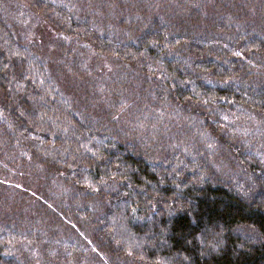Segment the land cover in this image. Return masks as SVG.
<instances>
[{"label": "trees", "instance_id": "obj_1", "mask_svg": "<svg viewBox=\"0 0 264 264\" xmlns=\"http://www.w3.org/2000/svg\"><path fill=\"white\" fill-rule=\"evenodd\" d=\"M18 1L70 58L0 5V264H264V0Z\"/></svg>", "mask_w": 264, "mask_h": 264}, {"label": "rangeland", "instance_id": "obj_2", "mask_svg": "<svg viewBox=\"0 0 264 264\" xmlns=\"http://www.w3.org/2000/svg\"><path fill=\"white\" fill-rule=\"evenodd\" d=\"M76 2H77V4H74V8H76V10L80 13V15H83L84 18L88 15L89 16L92 14L94 15V13L97 16H99V12H96V10L92 11L91 6L87 5L85 0H76ZM0 5H1L2 9L4 10V13L6 14L10 24L14 28L17 35L21 36L22 39L25 37L34 38V42L37 44V45H35V50L38 52L39 58L44 60L47 63L49 71L51 73L55 74V72L58 70V66H60V65H63L64 67H66L70 56H65L64 58H62V51H61V49L58 50V46H56V44L60 43L61 40L57 35H55V38H52V37H50V35H48V32H50V30L48 27V22L44 17L39 15L36 11L29 9L28 7H26L25 5L20 3L18 0H0ZM14 19H16L15 22H17V24L12 23V21ZM19 24H21L22 27ZM38 35H39V39L35 40V38ZM25 39L27 41H29V39H27V38H25ZM68 42H69V40H68ZM71 44L77 45L78 42L77 43L76 42L71 43ZM78 47L84 48L81 44H79ZM81 52H82L83 59H85V62L88 63L89 65L95 67V68H98V67H101L104 65H107L110 67V64H108V62H115L114 60H111V59L108 60L109 57H107V56L96 57L92 53H90L89 50H86L85 52L84 51H81ZM73 67H76V66L68 67L69 71L73 70ZM109 71H110V69H109ZM113 71L118 72L114 66H113ZM89 75H91L90 77L93 78L92 74L89 73ZM113 78H115V77L113 76ZM219 83H222V82L220 81ZM111 85H112V88L115 89L114 92H118V93L123 94V89L127 88V87H124V85L128 86V89H125V92L127 93L130 89H132L133 87H136V85H138V84L135 83L134 81L124 80L122 82V81H119L118 79H116L114 82L111 83ZM102 87L109 90V92H110V84H103ZM79 88H80L78 90L79 92L87 94L88 86L79 87ZM92 89L96 90V88H94V87ZM64 91H65V95L67 94L68 97H71L73 99L72 92L68 91L65 88H64ZM101 92L103 93V91H101ZM138 93H139V91H138ZM117 98L118 97L116 96L115 101L111 102L110 106H108L109 111L104 109V111L108 114L106 117H111L113 115L114 119H110V121H112V122L114 121L115 124L119 123L120 120L125 119L123 112L126 109L124 108L121 111H119V109H120L122 104L127 103L126 100L123 99V97L120 98L118 101H117ZM243 121H245V117H243V116L236 119V121H233V119L231 118L229 123L231 125L232 132L235 133L237 130L236 125L240 124V122H243ZM249 136H250V138H252V134H249ZM20 197H26V196L20 195ZM22 204L23 203L18 204L16 211H18V209H20V205H22ZM31 205H32V203H31ZM34 211H35V206H33V211H30V213H32V214H30L31 216H33ZM36 218H38V217H36ZM101 256H103V255H101Z\"/></svg>", "mask_w": 264, "mask_h": 264}]
</instances>
